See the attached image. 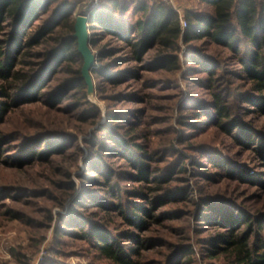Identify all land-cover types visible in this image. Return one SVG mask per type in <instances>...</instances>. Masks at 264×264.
I'll return each instance as SVG.
<instances>
[{"label": "trees", "instance_id": "16d2710c", "mask_svg": "<svg viewBox=\"0 0 264 264\" xmlns=\"http://www.w3.org/2000/svg\"><path fill=\"white\" fill-rule=\"evenodd\" d=\"M198 1L184 10V29L158 0H103L88 11L103 112L82 74L79 1L0 0V172L54 171L56 159L86 170L79 186L59 166L65 180L48 176L51 187L38 191L0 176L1 217L37 232L32 255L14 251L17 264H31L52 227V257L42 264H57L69 241L94 264H149L152 250L158 264H264V0ZM183 62L184 79L200 78L179 106L182 132L146 130L147 112L115 108L152 104L161 82L145 75L182 72ZM133 82L141 88L119 90ZM212 131L223 139L202 142ZM27 198L64 213L46 208L39 220L5 204Z\"/></svg>", "mask_w": 264, "mask_h": 264}, {"label": "rangeland", "instance_id": "374dc122", "mask_svg": "<svg viewBox=\"0 0 264 264\" xmlns=\"http://www.w3.org/2000/svg\"><path fill=\"white\" fill-rule=\"evenodd\" d=\"M178 2L179 5H182L183 3L180 2V0H178ZM190 4H192L191 0L188 3V5ZM182 9L181 12L184 13V9H186V6L183 7ZM93 53L95 54V51H93ZM183 67L184 68L182 72L175 73L172 75L169 74L145 75L146 78L150 77L153 78L152 80L161 82V84L152 91L153 94L156 95V99L153 101L152 104H148V102L146 103V105L145 103L138 104V103L130 102V103L116 104L114 105L115 108L117 110H122V111L134 110V111H138L139 113L141 111L147 112L146 116L143 115L141 118V120L147 122L145 125L146 130H153L158 132V130H162L167 126H172L175 128V130L182 132L178 124L179 116H180L179 106L182 100L187 98L188 94L191 92L190 86H193L192 80L194 78H200L195 76H189L188 80L184 79L183 78L184 73L187 70L188 65H186V63L183 62ZM94 85L95 82L93 83V86ZM130 86H132L131 88L128 87L130 89L127 88L125 89L124 87H121L119 90L120 91L122 90L124 92L126 91L134 92L141 88V83L133 82L130 84ZM192 91L195 93L194 96L196 97L198 96L199 98H203L206 96L205 93H203L204 91L202 89H197L193 87ZM142 92H146V91H144L143 89ZM89 100L93 102L95 105H97L103 112L106 111L107 104L104 101H101L96 96V93L94 91L92 92L89 91ZM152 123L158 125L152 127L150 125ZM69 132L71 134L77 135V132L74 129H70ZM216 137L218 139H223V137H221L219 134L212 131L210 136L204 138L202 142L214 141L213 138ZM83 138L84 137L82 136H80L79 138L80 140L79 144L82 147H84L82 142ZM166 138H167L166 136L161 135L158 138H154V140L160 141ZM218 147L221 148L220 145H218ZM56 160L57 161L54 164V168L58 169L59 166L64 165L65 171L69 170L70 172H72L73 180L80 186L81 181L79 180V176L84 174L86 171L83 162L79 160L78 163L75 164V163H71L69 159L67 160L56 159ZM240 160L242 161V163L246 164L249 167L255 165L253 161L249 160L246 156L240 158ZM116 163L120 164L118 163V161ZM43 168L44 167L33 166L31 168L21 171H14V172L1 171L0 176L6 174L10 186H13V184H18L19 186H23V188H27V190L29 189L35 191H38L40 189H45L47 187H51V184H49L50 179H48L49 178L48 176H51V178L54 180H60V181L65 180L63 178V175H58L59 173L58 171H55V169L54 171H51ZM189 179L191 180V178ZM193 183L194 182L191 181L192 185ZM52 191H54L56 195L59 194V192L56 191L55 188H52ZM5 204L9 208H15L39 220H43V216L46 214L45 213L46 208H51L55 214L59 212L64 213L63 210H61L60 208L53 207L51 201H47L44 199L27 198L26 200L24 199L21 202H17L15 200L9 199L5 201ZM191 223L192 225L194 224L193 221H191ZM179 224L185 225L184 221L180 222ZM43 232L42 234H44ZM35 233L37 232L28 229L22 222L17 220H13V221L5 220L0 215V264H17L13 257L14 251L21 250V252H24L28 256L32 255V252L34 251L31 250V243H32L31 236H33ZM167 236L169 238L168 240L169 242L177 243V239H175L174 237H169L170 236L169 234ZM191 239L193 240L192 244L196 246L195 234L191 235ZM53 240H54V227H52L46 232V240L43 242L39 250L32 257L31 264H42L46 257L47 258L52 257V255L48 251L53 245ZM61 250L65 255L63 257H54L57 264H94L92 257L85 254L80 249L79 245L74 243L73 241H69L67 244L61 247ZM146 256H147V262L149 264H158L157 262L160 260L159 255L153 250L149 251ZM100 264H107V263H100ZM197 264H204V263L202 261H199Z\"/></svg>", "mask_w": 264, "mask_h": 264}, {"label": "water", "instance_id": "95a60500", "mask_svg": "<svg viewBox=\"0 0 264 264\" xmlns=\"http://www.w3.org/2000/svg\"><path fill=\"white\" fill-rule=\"evenodd\" d=\"M75 38L78 40L79 52L84 58V66L82 68V74L88 84L89 91L92 92L94 89L93 81L91 77V70L95 65V54L90 47V28L89 18L81 15L76 17L75 25Z\"/></svg>", "mask_w": 264, "mask_h": 264}, {"label": "built area", "instance_id": "2783aa9c", "mask_svg": "<svg viewBox=\"0 0 264 264\" xmlns=\"http://www.w3.org/2000/svg\"><path fill=\"white\" fill-rule=\"evenodd\" d=\"M78 1H79V5H78L77 10L75 12L76 17L83 15V16L89 18L88 11L98 9L100 7V5L102 4L103 0H78ZM158 1H160L164 4H167V5H171L174 9H176L178 11V9L176 7V0H158ZM180 16H181L182 28L184 29L187 27V22L182 18L181 14H180Z\"/></svg>", "mask_w": 264, "mask_h": 264}, {"label": "crops", "instance_id": "0c3cea01", "mask_svg": "<svg viewBox=\"0 0 264 264\" xmlns=\"http://www.w3.org/2000/svg\"><path fill=\"white\" fill-rule=\"evenodd\" d=\"M191 1H192V4L188 5V3L190 2V0H180V2H183V3H182V5H179L178 0H176V7H177L178 11L180 12V14L182 16H183V13L181 11L183 10L182 8L185 7V6H186V9H188V10L196 9V8H200L201 7V5H200V3H199L198 0H191ZM181 6H183V7H181ZM186 9H184V10H186Z\"/></svg>", "mask_w": 264, "mask_h": 264}]
</instances>
